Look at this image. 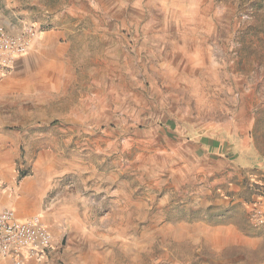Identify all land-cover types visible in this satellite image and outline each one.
I'll list each match as a JSON object with an SVG mask.
<instances>
[{
  "label": "rangeland",
  "instance_id": "374dc122",
  "mask_svg": "<svg viewBox=\"0 0 264 264\" xmlns=\"http://www.w3.org/2000/svg\"><path fill=\"white\" fill-rule=\"evenodd\" d=\"M0 24L42 30L0 71L37 264H264V0H0Z\"/></svg>",
  "mask_w": 264,
  "mask_h": 264
},
{
  "label": "built area",
  "instance_id": "2783aa9c",
  "mask_svg": "<svg viewBox=\"0 0 264 264\" xmlns=\"http://www.w3.org/2000/svg\"><path fill=\"white\" fill-rule=\"evenodd\" d=\"M42 30L34 24H23L10 30L0 27V71H12L34 47ZM250 218L264 226V206L255 205ZM54 250V237L40 214L20 218L13 208L0 209V259L13 264L42 262Z\"/></svg>",
  "mask_w": 264,
  "mask_h": 264
},
{
  "label": "crops",
  "instance_id": "0c3cea01",
  "mask_svg": "<svg viewBox=\"0 0 264 264\" xmlns=\"http://www.w3.org/2000/svg\"><path fill=\"white\" fill-rule=\"evenodd\" d=\"M1 26V24H0ZM29 55V53L24 56L19 62L18 64L16 65V67L12 70H17L19 68V66L21 65V62ZM11 71V72H12ZM0 130V140L4 141L6 140L8 137L5 136V133ZM14 137V136H13ZM11 137V138H13ZM10 139V138H9ZM8 191H9V194L6 192V190H3V191H0V209H3V208H13L16 210L17 212V215L18 217L20 218H23V217H27L29 216L31 213H26V212H19L21 210H24L26 209V207L24 208L23 204L21 203H18V202H15V200L11 197L13 196L15 190H13L11 187H9L8 185ZM25 201H28V200H25ZM22 207V208H21ZM50 257V256H49ZM45 261V260H44ZM44 261L42 262H35V261H25L24 264H37V263H43ZM0 264H13L12 262H10L9 260H4V259H0Z\"/></svg>",
  "mask_w": 264,
  "mask_h": 264
},
{
  "label": "bare ground",
  "instance_id": "6f19581e",
  "mask_svg": "<svg viewBox=\"0 0 264 264\" xmlns=\"http://www.w3.org/2000/svg\"><path fill=\"white\" fill-rule=\"evenodd\" d=\"M22 208V207H21Z\"/></svg>",
  "mask_w": 264,
  "mask_h": 264
}]
</instances>
